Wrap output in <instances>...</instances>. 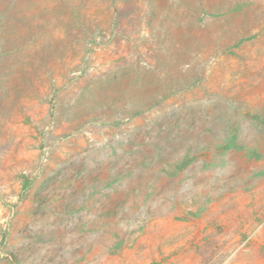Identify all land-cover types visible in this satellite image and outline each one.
Returning <instances> with one entry per match:
<instances>
[{
    "label": "rangeland",
    "instance_id": "obj_1",
    "mask_svg": "<svg viewBox=\"0 0 264 264\" xmlns=\"http://www.w3.org/2000/svg\"><path fill=\"white\" fill-rule=\"evenodd\" d=\"M0 264H264V0H0Z\"/></svg>",
    "mask_w": 264,
    "mask_h": 264
}]
</instances>
